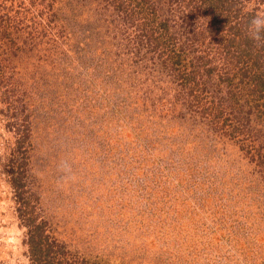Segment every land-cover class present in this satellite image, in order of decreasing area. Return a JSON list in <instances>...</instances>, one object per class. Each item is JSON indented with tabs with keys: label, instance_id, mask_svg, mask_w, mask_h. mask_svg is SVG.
<instances>
[{
	"label": "rangeland",
	"instance_id": "rangeland-1",
	"mask_svg": "<svg viewBox=\"0 0 264 264\" xmlns=\"http://www.w3.org/2000/svg\"><path fill=\"white\" fill-rule=\"evenodd\" d=\"M264 0H0V264H264Z\"/></svg>",
	"mask_w": 264,
	"mask_h": 264
},
{
	"label": "clouds",
	"instance_id": "clouds-1",
	"mask_svg": "<svg viewBox=\"0 0 264 264\" xmlns=\"http://www.w3.org/2000/svg\"><path fill=\"white\" fill-rule=\"evenodd\" d=\"M247 34L257 47L264 46V12H257L251 19Z\"/></svg>",
	"mask_w": 264,
	"mask_h": 264
}]
</instances>
